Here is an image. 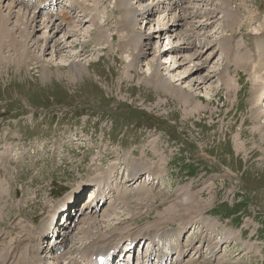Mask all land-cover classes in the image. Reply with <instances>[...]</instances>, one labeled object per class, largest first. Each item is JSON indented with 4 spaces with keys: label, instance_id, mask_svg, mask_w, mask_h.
Segmentation results:
<instances>
[{
    "label": "rangeland",
    "instance_id": "1",
    "mask_svg": "<svg viewBox=\"0 0 264 264\" xmlns=\"http://www.w3.org/2000/svg\"><path fill=\"white\" fill-rule=\"evenodd\" d=\"M117 1L82 0L64 25L0 0L21 43L0 51V243L32 245L26 226L35 229L102 174L128 192L82 219L60 264L92 245L80 229L95 215L102 220L91 236L106 231L100 244L118 234L178 230L187 251L180 264H264V69L256 75L243 65L246 54H258L264 0H191L199 20L212 23L207 28L189 19L182 28L180 8L165 11L164 0H129L135 18L124 28ZM227 7L240 18L233 30ZM25 11L38 22L21 34L13 25ZM165 16L170 27L155 33ZM179 28L185 40L175 35ZM207 36L210 47L195 53L193 43ZM160 78L170 92L154 84ZM136 166L143 170L132 179ZM7 257L16 259L1 251V263Z\"/></svg>",
    "mask_w": 264,
    "mask_h": 264
},
{
    "label": "bare ground",
    "instance_id": "2",
    "mask_svg": "<svg viewBox=\"0 0 264 264\" xmlns=\"http://www.w3.org/2000/svg\"><path fill=\"white\" fill-rule=\"evenodd\" d=\"M2 1V3L3 2H5V1H8L9 2V0H1ZM141 1V0H140ZM165 1V6H164V8L165 7H167L168 5L167 4H173V5H177V7H179L180 8V15L177 17V21L179 20V18H180V21L181 20H183V19H185L184 21H182V24H183V26H182V28H184V27H188L187 26V20L189 19V22H190V25L192 26V22L193 21H197L198 22V28L199 27H203V28H207V27H210L211 25H212V23L210 24H208V25H205V23H206V21H207V19L208 18H206L203 22L201 21V20H199V19H201V13H200V8H199V6H198V2L196 3V1H195V3L196 4H191V5H189V3L191 2V0H174L175 2H173L172 0H164ZM156 2H158L159 4H163V2H161V0H158V1H153L152 3L153 4H155ZM167 2V3H166ZM224 3H226L225 1H224ZM14 2H12V0H11V2H10V5H8V8H9V10H11L12 9V6L14 7V5L16 4H14ZM12 5V6H11ZM152 5V4H151ZM193 5V6H192ZM226 4H224V6H225ZM117 6L118 7H121V9H122V13H123V15H124V22H123V26H124V28H128L129 26H130V24L128 25L127 23H129V22H131V21H133L134 20V16L133 15H135V10H133V15H131L132 13V9H133V4H131V1H130V3H129V0H118L117 1ZM156 6V5H155ZM6 8V7H5ZM153 8L154 7H152V10H153ZM27 10H31V9H28L27 8ZM165 10H166V8H165ZM212 10V9H211ZM21 11V10H20ZM147 11H148V13H149V8L147 9ZM213 11V10H212ZM9 12V11H8ZM17 12H19V11H17ZM16 12V13H17ZM194 12L196 13L197 12V15L196 14H194ZM215 12V11H214ZM226 12V14L225 15H227V20L228 19H231V21L230 22H232V23H230L229 22V26L230 27H232L231 29L233 30V28H234V25H237V22H238V20L240 19L239 17H238V15L237 14H233V11L232 10H229V8L227 7V10L225 11ZM14 13H15V11H14ZM20 13L22 14V15H20ZM19 13V15H18V19H17V24H15V25H13V27L16 29V30H20V32H21V34H25V32H27L28 33V30H31L32 29V31H29V32H33L34 30H35V28H36V24H37V22H38V19H37V17H36V15H34V16H30L29 14H28V12L27 11H25V12H20ZM29 13H31V12H29ZM34 13V12H33ZM204 13V12H203ZM254 13L256 14V13H259V11H255L254 10ZM13 14V12L11 11V13H9V14H4V11L3 10H1L0 9V51H2L3 49H7L6 47H9L10 49L11 48H18L17 47V45H19V41L17 40V37L18 36H16V38H15V34H14V30L12 31V29L11 28H9V26L11 25V19H12V17L13 16H11ZM264 15V13L262 14V16ZM181 16V17H180ZM204 16H205V14H204ZM217 15H215V17H216ZM25 17H27V18H29L28 19V21L26 20V18ZM214 17V18H215ZM17 18V17H16ZM162 19V20H161ZM160 19V21H159V26H158V28H156V30H155V33H160L159 32V30L160 31H162V26H165V25H169V21H170V19L168 18V20L169 21H167V16H165V17H163V18H161ZM175 19V18H174ZM171 20V26L172 25H177L178 23L177 22H174L175 20ZM195 19H197V20H195ZM259 19H262V18H259ZM210 20H212V19H210ZM256 21H260V20H256ZM40 22V21H39ZM136 22H137V20H136ZM168 22V23H167ZM51 23V22H50ZM23 24V28H21L20 27V25H22ZM133 24V23H132ZM196 23H194L193 25H195ZM233 24V26H231ZM261 24H263V22H261ZM60 26H62L61 24H60ZM155 26V25H154ZM12 27V26H11ZM12 27V28H13ZM58 27V26H57ZM170 27V25L169 26H167V28H169ZM261 28H262V25L260 26ZM56 28V27H55ZM55 28H53L52 27V29H51V31L53 30L54 32H55ZM177 28L178 27H176L175 29L177 30ZM59 29V28H58ZM180 29L181 28H179L178 29V31H176V33H175V35H181V36H183L184 37V40H185V37H186V33H182L181 31H180ZM64 30V29H63ZM76 31V30H75ZM75 31H73L71 28H70V30H69V33H71V34H76V35H78L77 34V32H75ZM166 31V30H165ZM167 31H170V30H167ZM185 31H188V28L187 29H185ZM259 31L260 32H258V40H257V43H259V44H257L256 43V45H257V53L258 54H256V53H253V51H252V55H251V52H249L248 53V55L246 54L245 55V57L247 58H245L243 55V57L245 58V63L243 64L245 67H248V68H252L253 69V73H256V75L257 74H260L261 73V71H263V69H264V29H263V31L262 30H260L259 29ZM68 32V31H67ZM67 32H66V34H67ZM170 32H173V31H170ZM175 32V31H174ZM207 32V31H206ZM26 33V34H27ZM205 33V32H204ZM30 34V33H29ZM71 34H70V36H71ZM137 34V33H136ZM140 34H142V33H140ZM19 35H20V33H19ZM208 35V34H207ZM203 37H204V35H203ZM20 38V37H19ZM22 38V37H21ZM137 38V37H136ZM195 38V37H194ZM194 38H192V39H194ZM205 38V37H204ZM209 36H207L206 37V39H204V41H202V42H199L200 44L198 45L197 44V42H194L193 44L195 45L193 48L195 49V53H198L199 55H202V53H203V51H204V49L205 48H207V47H210V40H209ZM257 38V37H256ZM198 39V38H197ZM202 40V39H201ZM200 40V41H201ZM207 40V41H206ZM223 40H226L227 41V39H224L223 38ZM145 41V40H144ZM197 41V40H196ZM213 41V40H212ZM26 42V41H25ZM142 42V41H141ZM8 43H10L9 45H8ZM22 43H23V41H22ZM140 43V42H139ZM186 43V42H185ZM212 43V42H211ZM189 44H191V43H189ZM192 44V45H193ZM223 44V43H222ZM229 43H224L223 45H221L222 46V48H223V50L224 51H226V52H230V53H232L231 52V45H228ZM20 45H21V43H20ZM136 45V44H135ZM21 47V46H20ZM173 47V46H172ZM22 48H24V47H22ZM55 48V47H54ZM191 48V47H190ZM2 49V50H1ZM180 50L179 51H181V49H183V46L181 47V48H179ZM210 49V48H209ZM208 49V50H209ZM12 50H14V49H12ZM144 50V49H143ZM143 50H141V54H143V55H145V53L146 52H144ZM7 51V50H6ZM15 52H16V50H14ZM19 52V51H18ZM248 52V51H247ZM21 53V52H20ZM16 54V53H15ZM23 55V54H22ZM21 56V55H20ZM227 56V55H226ZM197 58H199L200 59V57H197ZM205 58H207V57H205ZM243 59V58H242ZM1 60V59H0ZM206 60V59H205ZM242 61V60H241ZM202 62H203V60H202ZM249 62H251V63H249ZM252 62H254L253 63V66L252 67H250V64H252ZM207 63V62H206ZM203 65V64H202ZM197 68L199 67L198 66V64H197V66H196ZM156 69H157V67H156ZM158 75V74H157ZM204 78V77H203ZM255 79V78H254ZM258 78H256V80H257ZM160 80H162V81H156L154 84L155 85H157V88H159V90L161 91V92H163V93H167V92H170L171 91V87H170V85H168L167 84V82L166 81H164L163 79H161L160 78ZM154 81V80H153ZM156 87V86H155ZM264 88V87H263ZM260 89L261 88H259V90H258V92L260 91ZM257 92V93H258ZM263 92V91H262ZM176 94H177V97L179 96V98L182 100V102H183V100L185 101V103H189V101H191L192 103L194 102V98H193V96H191V95H189V93H186L185 91L184 92H182V91H177V92H175ZM261 94V93H260ZM260 94H258V97L260 96V98H261V96H262V94L260 95ZM180 100V101H181ZM190 102V103H191ZM186 105V104H185ZM264 140V139H263ZM264 143V142H263ZM264 160V159H263ZM143 169H139V166H136L135 168H134V170H132V171H130V172H132V179H135V177H137L138 175V173L139 172H137V171H142ZM141 174V173H140ZM103 179H104V177L103 178H100L99 179V184H98V187H96V188H98V191H99V188H101V186H102V183H103ZM138 178H136V180H137ZM96 188H95V191H94V195H96L95 197H98L99 198V196L101 195V191H99L98 192V194H96ZM92 197H93V194L91 195V196H87V198L84 200V202H85V205H86V203H87V199H89V200H91L92 199ZM72 200H73V198L70 200V202L72 203ZM101 201V200H100ZM70 202H66V203H63V204H61L60 206H61V209H64V208H66V207H68L69 205H66L67 203H70ZM61 203V202H60ZM60 203H58V205L60 204ZM57 205V204H56ZM57 207V206H56ZM99 207V206H98ZM130 207V206H129ZM60 209V208H59ZM57 210V212L55 213V215H53L52 217H49V218H47L43 223H41L39 226H37L35 229H33V232L34 233H36L37 235H38V237L37 236H35V241L37 242L36 243V245L34 246V250H33V253L32 254H29V262H30V264H47V263H45L44 261H43V259L41 258V257H38V254H37V251H38V249L39 248H41L40 246H41V241L43 240V238H45L46 237V235L48 234V231L50 230L49 228H50V225L53 223V220L55 219V217H56V215L58 214V212L61 210ZM131 209V208H130ZM132 210V209H131ZM94 212H96V209L94 210ZM130 213H131V211H130ZM70 214H71V212H70ZM129 214V213H128ZM73 215V214H72ZM130 215V214H129ZM91 216V215H90ZM96 216V215H95ZM95 216H94V218H93V221H92V223H88L89 225H83V227H82V229H80L82 232H81V234H84V238H86V240L88 239V242L86 241L85 242V244H92L90 247L89 246H85L84 248H82L81 249V251L79 252V251H74V252H78V255L76 256V257H78L79 255H80V257L83 259V261H84V263L85 264H90V261H93V257L95 256V254H98L99 252H101L102 253V250H110V249H113V248H115V247H117L120 243H122V242H128L127 244L129 245V244H132L133 242H136L139 238H140V236H142L141 238L143 239V240H145V241H148L149 243H153L154 244V242H155V238H156V236H160L161 238H168V237H170V236H172V235H176L177 237H178V239L179 240H181L180 238H181V233H180V231H175V232H173V233H171V232H169V231H165V232H162L161 234H159V235H156L158 232L156 231V230H151V231H149V230H146L142 235H140V236H137V237H134V235L133 234H129V235H126V234H123V235H121L120 236V234H118L119 236H115V237H113V238H111V237H109V238H107V239H105V241H104V243L103 244H100V243H98V240L99 239H101V238H103V237H105V236H103V235H105V232L106 231H102V232H100L98 235H95V236H91L92 234L94 235V233H93V231H92V229L95 227V226H97V228H99V222H100V220H102V218L100 217V219L98 218V217H96L95 218ZM66 217V216H65ZM87 217V216H86ZM67 218H70V215H67ZM85 218V217H84ZM83 218V219H84ZM92 218V217H91ZM90 218V219H91ZM86 219V218H85ZM89 219V220H90ZM109 219V218H108ZM107 219V220H108ZM89 222V221H88ZM86 223V222H85ZM103 223V222H102ZM83 224V221L81 220L80 221V223L78 224V226L77 227H81V225ZM92 226H94V227H92ZM101 226V225H100ZM76 227V228H77ZM117 227V226H116ZM109 230H113V229H109ZM108 230V231H109ZM62 231H63V233H65V231L62 229ZM107 231V232H108ZM29 233V232H28ZM60 233L61 232H59V236H58V238L56 237V238H54L53 239V241H52V244H51V246H50V248L48 247L47 248V250H45L44 251V253H46V256H49V255H51L52 257H53V264H60L59 263V257L60 256H57V255H55L54 254V251H52L53 250V244L54 243H57V245L59 246V249H61V248H66L70 243H71V240H69L68 239V237L67 236H65L64 234H63V237L61 236V238H60ZM27 235V234H26ZM83 236V235H82ZM23 237V236H22ZM80 238H81V236H80ZM140 238V239H141ZM225 238V237H224ZM31 239L32 240H34L32 237H31ZM20 241V240H19ZM22 243V242H21ZM84 243V242H83ZM30 244V243H29ZM128 245H126V247L127 248H129L128 247ZM120 246V245H119ZM188 248H191L192 249V246H193V242L192 241H189L188 243H187V245H186ZM145 247V246H144ZM144 247H143V250H144ZM4 249L3 248H0V253H1V251H3ZM130 250H132L133 251V248L132 249H128V253L130 252ZM172 251L173 252H176V251H178V256H177V260L178 261H181L182 260V256L183 255H185L186 254V251L183 249V247H181V244H176V245H173L172 246ZM64 254V253H63ZM62 254V255H63ZM73 254V253H72ZM153 255V253L152 254H146V256H145V258L147 259V258H150L151 256ZM21 256V255H20ZM45 256V257H46ZM122 257L124 256V258H126V254L125 255H121ZM154 256L155 257H157L159 260H160V262H164L165 261V259L167 258V254H165V253H155L154 254ZM71 258V257H70ZM12 259V257H10V258H8L7 257V259H6V264H9V261ZM1 261H2V259H0V264H5L4 262H2L1 263ZM77 261V259L76 258H74V262H76ZM15 263H16V261H15ZM14 263V264H15ZM12 264V263H11ZM16 264H26V261H25V257H21L18 261H17V263Z\"/></svg>",
    "mask_w": 264,
    "mask_h": 264
}]
</instances>
